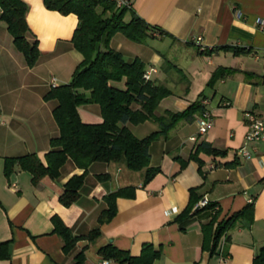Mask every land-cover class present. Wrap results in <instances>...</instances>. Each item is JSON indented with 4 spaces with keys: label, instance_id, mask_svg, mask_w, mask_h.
I'll return each instance as SVG.
<instances>
[{
    "label": "crops",
    "instance_id": "1",
    "mask_svg": "<svg viewBox=\"0 0 264 264\" xmlns=\"http://www.w3.org/2000/svg\"><path fill=\"white\" fill-rule=\"evenodd\" d=\"M25 1L29 37L35 36L40 48L34 64H27L6 22H0V241L10 240L9 256H0V264H73L79 249L84 251L85 264H99L98 248L105 243L131 255L140 252L144 242L159 249L152 264H251L264 243V136L244 141V111L264 115V0H129L131 10L164 31H152L136 42L115 32L109 45L125 59L137 56L146 69L153 67L149 78L172 91L158 101L157 114L166 109L180 111L205 94L212 124L198 133V113H194V120L180 119L167 129V135L150 142V164L159 168L147 181L143 169L132 170L121 160H94L84 169L69 157L59 176L45 174L37 182L16 161L6 172L5 160L34 152L45 163L51 138L57 137L60 127L53 113L58 100L44 94L52 88V78L56 84L69 82L81 53L70 40L75 13L65 15L50 9L43 0ZM223 44L250 47V51L234 54L219 49L204 54L198 48ZM165 60L180 70L172 67L177 72L171 73ZM219 65L236 69L205 86L210 72ZM95 103L76 107L83 122L101 119ZM124 125L138 137L158 127L150 118L139 123L127 120ZM202 140L224 153L199 150L195 159L189 157ZM242 145L247 147L248 157L237 152ZM178 158L187 159L182 167ZM231 161L235 163L229 164ZM80 173L83 183L78 198L62 204L59 200L65 184ZM128 185L134 188L133 196L116 197L115 214L98 224L97 213L106 206L104 195ZM191 187L198 200L204 197L214 206L178 218L189 202ZM249 198L254 204L250 225L235 224L219 237L210 254L202 246L200 224L214 209L220 219L239 210ZM53 215L74 235L97 225L100 234L89 241L80 238L65 251L62 236L53 230Z\"/></svg>",
    "mask_w": 264,
    "mask_h": 264
},
{
    "label": "trees",
    "instance_id": "2",
    "mask_svg": "<svg viewBox=\"0 0 264 264\" xmlns=\"http://www.w3.org/2000/svg\"><path fill=\"white\" fill-rule=\"evenodd\" d=\"M43 1L50 9L65 15L68 12L77 15L70 40L75 50L81 53V60L76 62L69 82L56 84L44 94L47 98L54 97L58 100V104L53 107V113L60 127L57 137L51 138V147L46 153L45 163L36 153H26L7 158L6 172L9 173L10 164L16 161L23 169L31 171V179L37 182L45 174L51 177L59 176L62 163L70 157L71 161L84 169L94 160L111 162L121 160L132 170L143 169L144 181L151 179L159 167L150 164L149 143L161 135H167V129L178 120H194V113L199 114L205 109V104L201 102V99L206 97L205 94L190 101L180 111L166 109L163 113L157 114L158 101L172 91L152 78H143L142 73L146 68L140 58L136 56L130 60L125 59L121 52L109 45V39L113 33L120 32L121 35L135 42L143 41L152 31L163 33L164 30L144 21L140 15L129 8L130 4L119 6L114 0ZM96 7H99V10ZM27 9L28 3L25 0H0V22H6L16 47L25 56L27 64L32 65L39 57L40 48L37 38L29 37L31 29L27 23ZM219 49L230 50L234 54H246L250 51V47H231L226 44L204 46L199 51L210 54ZM164 65L180 70L176 64L167 60L164 61ZM234 69L236 68L226 65L215 67L210 72L205 86H211L217 79L219 80L224 74ZM116 81H122L123 86H118ZM88 102H96L95 104L100 107L101 119L98 122H83L80 119L76 107ZM134 103L136 107L133 106ZM146 118L155 120L158 127L144 136L138 137L124 125L127 120L139 123ZM199 150L207 154L222 155L224 153V150L221 151L202 140L189 157L195 159V153ZM179 160L181 167L187 161V159ZM234 163L231 161L229 164ZM82 176V173L70 176L60 195L59 201L62 204L69 205L78 198V189L83 183ZM189 193V202L181 210L178 218L197 212L200 208L211 209L214 206V202L196 206L198 199L195 188L191 187ZM133 194L134 188L131 185L119 186L114 191L106 193L103 198L106 206L96 216L98 224L113 217L117 210L116 197H128ZM252 206H254L253 200H249L239 210H234L220 219H217L218 212L214 209L209 214L208 220L200 224L202 246L213 254L218 246L219 237L226 235V232L235 224L248 227L253 220ZM51 218L55 224L53 230L63 238L62 246L65 251L71 250L75 246V241L80 238H86L89 241L100 234L99 225H97L86 233L74 235L69 226L57 215ZM8 242L10 240L0 241V256H9ZM98 252L101 258L110 259L112 264H152L158 257L159 249H156L151 242H144L140 252L130 255L126 249L105 243L98 248ZM83 254V249L76 251L73 255V264H85ZM251 264H264V243L257 248Z\"/></svg>",
    "mask_w": 264,
    "mask_h": 264
},
{
    "label": "built area",
    "instance_id": "3",
    "mask_svg": "<svg viewBox=\"0 0 264 264\" xmlns=\"http://www.w3.org/2000/svg\"><path fill=\"white\" fill-rule=\"evenodd\" d=\"M117 5H129L130 2L129 0H114ZM257 23L259 22L260 25H262V20L261 18L256 17ZM202 45H199L198 48H202ZM154 70L153 67H150V69H145V71L142 73V77L145 79H148L149 74L151 71ZM52 86L56 85V83L53 81V78L51 80ZM207 97L201 99L202 103H206ZM245 115V121H246V132H245V138L244 141L249 142V140L253 139H258V138H263L264 136V115L257 114L256 112L252 110H246L244 111ZM0 122L2 123V119L0 117ZM197 126H196V131L198 133H204L208 127L212 124L213 119L212 116L210 115V111L208 109H204L202 112H200L197 115L196 118ZM191 139L195 140V136H190ZM242 156L248 157L249 156V151L245 145H242L240 148H238V151ZM251 201V199L249 198ZM208 202V200L204 197L200 198L196 204L197 205H204ZM101 258V257H100ZM112 261L108 258H101L99 261V264H111Z\"/></svg>",
    "mask_w": 264,
    "mask_h": 264
},
{
    "label": "rangeland",
    "instance_id": "4",
    "mask_svg": "<svg viewBox=\"0 0 264 264\" xmlns=\"http://www.w3.org/2000/svg\"><path fill=\"white\" fill-rule=\"evenodd\" d=\"M97 10H99V7H96ZM108 13V12H107ZM107 15V14H106ZM125 18H127V16H125ZM121 35V34H120ZM155 41H153L154 43ZM159 67V65H158ZM170 72L173 73V74H176L175 72H177L175 69H173L172 67L169 68ZM118 86H123V83L122 81H116L115 82Z\"/></svg>",
    "mask_w": 264,
    "mask_h": 264
},
{
    "label": "water",
    "instance_id": "5",
    "mask_svg": "<svg viewBox=\"0 0 264 264\" xmlns=\"http://www.w3.org/2000/svg\"><path fill=\"white\" fill-rule=\"evenodd\" d=\"M11 249V248H10Z\"/></svg>",
    "mask_w": 264,
    "mask_h": 264
}]
</instances>
